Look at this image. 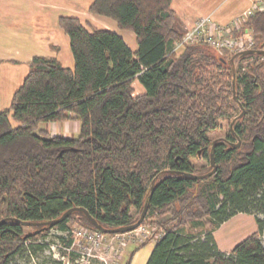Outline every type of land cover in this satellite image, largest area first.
<instances>
[{
	"label": "trees",
	"instance_id": "obj_1",
	"mask_svg": "<svg viewBox=\"0 0 264 264\" xmlns=\"http://www.w3.org/2000/svg\"><path fill=\"white\" fill-rule=\"evenodd\" d=\"M89 10L133 31L138 49L114 30L61 16L74 68L53 56L31 59L10 108L0 111V264H13L27 240L45 237L51 227L97 230L80 210L30 233L25 222L83 207L114 228L136 222L145 203L143 223L151 217L155 231L126 264L151 240L147 264H264V219L256 215L258 230L230 252L214 234L239 212H264V53L231 61L234 54L206 42L174 51L184 34L172 0H92ZM245 30L254 49L264 51V11L232 33ZM135 80L143 94L135 95ZM71 119L80 123L77 137L40 129L41 122ZM223 120L232 125L229 137L213 146L210 133ZM212 155L213 174L188 175L209 172ZM202 160L209 169H196Z\"/></svg>",
	"mask_w": 264,
	"mask_h": 264
},
{
	"label": "crops",
	"instance_id": "obj_2",
	"mask_svg": "<svg viewBox=\"0 0 264 264\" xmlns=\"http://www.w3.org/2000/svg\"><path fill=\"white\" fill-rule=\"evenodd\" d=\"M255 1L257 0H172V7L177 13L179 24L184 27L193 25L206 15H212L222 25H231ZM91 2L92 0H0V111L10 108L14 93L27 76L34 56H53L64 66L74 68L71 40L60 25L61 16L77 17L88 29L95 27L114 30L133 51L138 49L135 33L120 29L110 17L90 12ZM245 33L249 32L245 30ZM40 128L51 135L73 138L79 135L80 123L75 119L48 121L41 122ZM155 242L151 240L140 247L131 264H139V261L140 264H147ZM217 242L219 245V241ZM226 244L227 241L221 246L225 247Z\"/></svg>",
	"mask_w": 264,
	"mask_h": 264
},
{
	"label": "rangeland",
	"instance_id": "obj_3",
	"mask_svg": "<svg viewBox=\"0 0 264 264\" xmlns=\"http://www.w3.org/2000/svg\"><path fill=\"white\" fill-rule=\"evenodd\" d=\"M181 25L178 23L177 27L181 29L184 34L189 26L184 27V25H182L181 28ZM229 54L231 55V53H228V55ZM134 87L135 95H140L145 92V89L138 80H135ZM229 127V122L223 120L221 128L218 131L210 133V137L213 139L225 137L229 131ZM195 163L197 165L196 169L198 170L203 171L210 167L209 161L206 160L199 162L195 161ZM260 211L255 213L239 212L224 222L222 226L214 232L217 241H219L218 246L220 249L222 248L224 252H230L232 247L234 248V246L244 240L249 234L257 231L259 226L256 215L264 219V212H262V210ZM139 214L140 213L136 209L133 210V216H138ZM151 219V217L147 218L145 223L148 231L145 230V228L139 229L138 231L117 233L115 235L105 233L104 243L107 245H104L102 248H92L91 250L89 244H82V241H79L75 234L72 233L73 229L76 230L79 227V224H70L67 229H61L57 226L51 227L45 234V237L42 236L35 241L27 240V251L23 256L17 257L13 264H126L132 249L153 235L155 230L153 229L154 226ZM23 229L25 233L33 231L32 226L28 225H24ZM161 235L162 232H158L155 237L159 238ZM69 239L75 241L73 251L66 249V243ZM261 239L264 243V228L262 230ZM226 241L228 245L226 244L225 247L224 245L221 246V244H225ZM37 242L43 244L42 248L33 247ZM138 263L140 264V261Z\"/></svg>",
	"mask_w": 264,
	"mask_h": 264
},
{
	"label": "built area",
	"instance_id": "obj_4",
	"mask_svg": "<svg viewBox=\"0 0 264 264\" xmlns=\"http://www.w3.org/2000/svg\"><path fill=\"white\" fill-rule=\"evenodd\" d=\"M257 11H264V0H257L253 2L247 11L239 15L231 25H222L218 23L212 15L203 16L187 28L183 38L176 42L174 51H177L178 49L180 50L188 43L195 42H206L222 54H233L246 51L254 46L253 37L249 33L234 35L232 33V29L240 27L242 22L246 21ZM243 69H245V67ZM78 226L79 227L76 230L73 229L72 233L75 234L79 241H82V244H89L90 250L92 248H102L104 245H107L104 243L106 236L105 233L80 224ZM139 229H145L148 231L145 223H142L133 231H138ZM74 244L75 241H73L71 245H67L66 249L73 251Z\"/></svg>",
	"mask_w": 264,
	"mask_h": 264
},
{
	"label": "water",
	"instance_id": "obj_5",
	"mask_svg": "<svg viewBox=\"0 0 264 264\" xmlns=\"http://www.w3.org/2000/svg\"><path fill=\"white\" fill-rule=\"evenodd\" d=\"M253 52H261V53H264L263 50H255V49H248L246 51H243V52H240V53H236L233 55L232 57V60L231 61H234L235 57L238 56V55H249ZM233 71H234V74L236 72V67L235 65H233ZM233 84H234V87H235V79L233 81ZM235 89V88H234ZM244 113V109H243V112L239 115V116H242V114ZM215 144V141L213 143V146ZM240 144V141L235 144V146H239ZM211 166H212V169L207 172V173H202V174H188L194 178H204L205 176H208L210 174H213L216 169H217V165H216V162H215V158H214V155H212L211 157ZM148 208H149V205L148 203H145L144 205V208L140 214V217L139 219L134 222V223H131L129 225H124V226H119V227H114V228H107V227H104L102 225H100L98 223V221L83 207H74V208H71V209H68L66 212H64L60 217L58 218H55L53 220H50V221H45V222H25L24 224L25 225H28V226H38V225H57L58 223L62 222L63 220H65L67 217H69L74 211L76 210H80V211H83L86 213V215L89 217V219L93 222L94 226L96 227V229L100 232H103V233H107V234H110V233H125V232H129V231H133L134 229L138 228L142 223L143 221L145 220V217L147 215V212H148ZM39 230L35 231L38 232Z\"/></svg>",
	"mask_w": 264,
	"mask_h": 264
},
{
	"label": "flooded vegetation",
	"instance_id": "obj_6",
	"mask_svg": "<svg viewBox=\"0 0 264 264\" xmlns=\"http://www.w3.org/2000/svg\"><path fill=\"white\" fill-rule=\"evenodd\" d=\"M231 127H232V125H230L229 128H231ZM228 137H229V135H228V133H227V135H226L225 137L214 138V139H213V143H214V141H215L214 146L217 144V142H224V141L226 142Z\"/></svg>",
	"mask_w": 264,
	"mask_h": 264
},
{
	"label": "bare ground",
	"instance_id": "obj_7",
	"mask_svg": "<svg viewBox=\"0 0 264 264\" xmlns=\"http://www.w3.org/2000/svg\"><path fill=\"white\" fill-rule=\"evenodd\" d=\"M250 49H254V46L252 47V48H250ZM146 218V217H145Z\"/></svg>",
	"mask_w": 264,
	"mask_h": 264
},
{
	"label": "clouds",
	"instance_id": "obj_8",
	"mask_svg": "<svg viewBox=\"0 0 264 264\" xmlns=\"http://www.w3.org/2000/svg\"><path fill=\"white\" fill-rule=\"evenodd\" d=\"M233 54H236V53H233Z\"/></svg>",
	"mask_w": 264,
	"mask_h": 264
}]
</instances>
